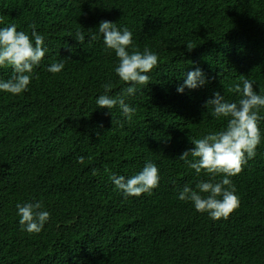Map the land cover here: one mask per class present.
<instances>
[{"label":"trees","instance_id":"trees-1","mask_svg":"<svg viewBox=\"0 0 264 264\" xmlns=\"http://www.w3.org/2000/svg\"><path fill=\"white\" fill-rule=\"evenodd\" d=\"M101 20L128 27L132 47L159 57L150 83L125 97L136 109L130 121L119 106L96 105L105 84L112 96L129 86L114 71ZM11 24L29 35L35 24L48 51L27 91L0 90V264H264V119L255 156L229 177L239 207L227 219L178 198L185 184L209 179L180 154L226 126L205 101L217 91L237 101L229 88L243 78L264 95V0H0V28ZM59 61L62 71L46 70ZM196 67L207 82L178 93ZM12 75L0 67V80ZM149 160L159 186L126 198L109 175L131 177ZM33 200L50 213L39 233L17 215V203Z\"/></svg>","mask_w":264,"mask_h":264},{"label":"clouds","instance_id":"clouds-1","mask_svg":"<svg viewBox=\"0 0 264 264\" xmlns=\"http://www.w3.org/2000/svg\"><path fill=\"white\" fill-rule=\"evenodd\" d=\"M30 27L31 35L25 31H18L16 24L0 28V67L10 66L13 70V75L9 79L0 80V90L13 95L28 90L34 68L40 64L48 51L44 46L45 37L36 31L35 24ZM97 29L102 35L105 49L113 51L118 58L115 73L129 86L123 88L116 96H112L109 93L113 84H105L104 93L96 98V105L98 108L108 109L109 112L119 106L122 115L130 121L136 109L125 102V97L135 95L138 91L137 85L147 86L150 83L148 73L158 66V54L149 48L140 51L132 47L133 33L126 26L118 28L112 21L101 20ZM96 39L97 35L92 33L90 40ZM75 40L83 43L84 32L78 30ZM194 47L190 43L186 45L189 51ZM63 68L64 62L59 61L49 65L46 70L55 74ZM206 82L203 71L196 67L184 75L183 83L178 84L176 90L183 93L185 87L196 89ZM253 84L254 81L243 78L241 83H235L229 88L230 92L240 94L237 101H228L219 91L214 92L213 96L205 101V107L212 106L211 114L214 117L227 118L226 126L221 130L208 132L201 138L192 139L190 142L194 147L185 150L179 156L197 175L204 170L209 174V179L199 181L196 189L185 184L179 191L178 198L192 202L198 212L208 213L213 220L227 219L239 207V197L229 177L242 171L243 165L255 156L256 149L261 143L258 124L264 119L260 115V110L264 109V95L258 94ZM189 155L193 157L192 160L188 159ZM78 161L83 164L84 157H79ZM97 172L96 169L92 170L93 175ZM217 175H222L223 178L216 181ZM109 179L127 198L150 193L159 186L160 176L156 164L149 160L140 172L131 177L126 178L112 173ZM16 209L20 225L29 233H39L50 217V213L43 209L42 201L17 203Z\"/></svg>","mask_w":264,"mask_h":264}]
</instances>
